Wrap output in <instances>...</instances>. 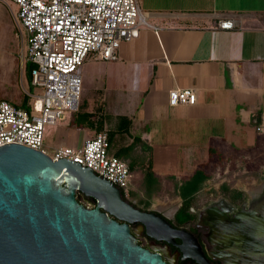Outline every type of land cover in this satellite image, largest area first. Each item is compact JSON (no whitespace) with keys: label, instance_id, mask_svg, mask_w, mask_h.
Here are the masks:
<instances>
[{"label":"crops","instance_id":"0c3cea01","mask_svg":"<svg viewBox=\"0 0 264 264\" xmlns=\"http://www.w3.org/2000/svg\"><path fill=\"white\" fill-rule=\"evenodd\" d=\"M139 4L151 26L122 43L118 61L82 67L93 103L117 102L115 126L104 115L96 117L102 107L79 110L46 128V150L77 149L103 129L117 131L111 154L136 142L135 151L153 155L157 172L192 169L186 180L198 169L209 178L206 167L217 159L255 149L263 154L264 133L256 128L264 122V0ZM227 16L237 18L239 27L217 28ZM177 88H194L197 102L172 106L169 94Z\"/></svg>","mask_w":264,"mask_h":264},{"label":"water","instance_id":"95a60500","mask_svg":"<svg viewBox=\"0 0 264 264\" xmlns=\"http://www.w3.org/2000/svg\"><path fill=\"white\" fill-rule=\"evenodd\" d=\"M79 193L93 197L96 206L85 205ZM207 213L224 255L242 254L243 264H260V244H232L228 219L213 208ZM170 220L136 207L114 183L76 160H55L23 144L0 146V264H170L140 244L133 224L176 245L184 258L212 264L199 239Z\"/></svg>","mask_w":264,"mask_h":264},{"label":"built area","instance_id":"2783aa9c","mask_svg":"<svg viewBox=\"0 0 264 264\" xmlns=\"http://www.w3.org/2000/svg\"><path fill=\"white\" fill-rule=\"evenodd\" d=\"M12 10L23 42L26 62L33 65L32 85L42 93H29L30 107L0 100V146L27 145L53 159L70 158L92 168L130 198L132 171L122 158L111 154L108 131L86 138L82 147H60L49 153L45 131L80 109L83 93L82 67L89 61L120 59L123 42L139 37L151 26L139 0H0ZM239 20L221 19L217 28L232 30ZM158 29V28H156ZM194 88L170 91L169 103L193 105ZM264 133V122L257 126Z\"/></svg>","mask_w":264,"mask_h":264},{"label":"rangeland","instance_id":"374dc122","mask_svg":"<svg viewBox=\"0 0 264 264\" xmlns=\"http://www.w3.org/2000/svg\"><path fill=\"white\" fill-rule=\"evenodd\" d=\"M85 84L86 81L83 78V93L79 110L84 112L90 107L95 106L97 109L102 107L96 117L104 115L103 118L114 127L117 115L121 114L117 102L109 105H103L98 101L93 103V93L88 89L85 90ZM42 92L41 88L31 86L29 83L26 75V45L22 40L12 10L0 2V99L20 104L26 95L30 96L29 93L40 94ZM112 99L115 98L111 97ZM85 100L87 102H84ZM117 147L118 145L113 150ZM263 154L255 149L253 152L236 153L211 162L206 167L209 174L208 182L192 202L190 210L195 218L188 224H196L197 212L195 211L212 204L220 197L230 198L234 185L241 189L250 188L252 183L259 178L258 173L264 171ZM129 159L136 160V166L132 170L131 195L128 200L136 202L140 207L159 211L172 220L175 219V214L184 205L179 193L180 186L193 170L186 168L178 174L157 172L153 163V155L141 149L134 151ZM129 159L124 160L129 164L131 161ZM148 169L154 172L159 183L152 192L147 190L144 179ZM224 186H228L229 190L226 191ZM80 199L85 205L95 207L94 203L83 193H81Z\"/></svg>","mask_w":264,"mask_h":264},{"label":"flooded vegetation","instance_id":"af4514ba","mask_svg":"<svg viewBox=\"0 0 264 264\" xmlns=\"http://www.w3.org/2000/svg\"><path fill=\"white\" fill-rule=\"evenodd\" d=\"M232 190L230 198L220 197L212 204L195 211L197 221L194 225L180 224L170 218L174 226L187 230L199 239L205 256L212 264H243L244 258L242 254L224 255L223 245L219 242V238H213L212 227L207 219L209 216L207 212L210 208H213L221 219H228L232 244L244 246V248L260 244L264 252V174L257 178L250 188L241 189L234 185ZM125 199L128 200L126 197ZM128 201L142 210L155 211L140 207L134 201ZM156 212L159 215H165L159 211ZM224 212H227V215ZM131 226L141 245L152 251H160L170 264H200L193 258H184L176 245L168 244L166 241H157L148 236L146 231L140 228V224ZM237 231L242 233H237ZM177 242L181 243V240L177 239ZM259 260L260 264H264V255ZM248 261L249 264H254L251 260Z\"/></svg>","mask_w":264,"mask_h":264},{"label":"trees","instance_id":"16d2710c","mask_svg":"<svg viewBox=\"0 0 264 264\" xmlns=\"http://www.w3.org/2000/svg\"><path fill=\"white\" fill-rule=\"evenodd\" d=\"M32 68L33 65L29 62H26V75L31 86H33ZM30 101H31L30 96L26 95L22 101V104L19 106L24 108H29ZM123 131H127V129ZM116 132L117 131H108L110 144ZM136 146L137 143L135 142L129 146L122 147L116 152V155L123 159H129L132 157V154L134 153ZM135 166H136V160L132 159L131 162L129 163V167L131 171L134 170ZM207 178L208 175L205 172V170L198 169L190 179L186 180L180 186L179 193L184 201V205L176 213L175 220L178 223L180 224L189 223L195 218V215L190 210L192 207V202L195 199V196L198 194V192L203 188ZM144 179H145V184L147 186V190H149V192H152L155 189V187L158 186L159 184L158 178L155 176L154 172L151 169H148L145 172ZM224 189L226 191L229 190L228 186H224ZM80 195L81 193H79L78 195L79 200H80ZM88 199L94 203V206H96L97 202L93 197H88Z\"/></svg>","mask_w":264,"mask_h":264},{"label":"bare ground","instance_id":"6f19581e","mask_svg":"<svg viewBox=\"0 0 264 264\" xmlns=\"http://www.w3.org/2000/svg\"><path fill=\"white\" fill-rule=\"evenodd\" d=\"M170 207H171V205H170ZM166 208H167V207H166ZM166 208H165V209H166ZM168 209H169V208H168Z\"/></svg>","mask_w":264,"mask_h":264}]
</instances>
